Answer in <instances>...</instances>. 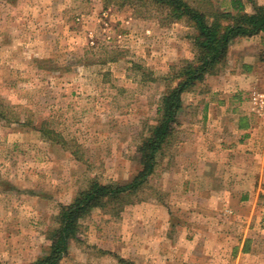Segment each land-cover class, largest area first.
<instances>
[{"label": "rangeland", "instance_id": "374dc122", "mask_svg": "<svg viewBox=\"0 0 264 264\" xmlns=\"http://www.w3.org/2000/svg\"><path fill=\"white\" fill-rule=\"evenodd\" d=\"M218 1L230 7V0ZM244 1L247 11L264 5ZM193 34L187 21L162 24L154 9L116 0H0V264H30L44 254L61 208L93 181L128 182L138 173V146L157 116L164 77L193 58ZM250 37L231 45L217 74L183 94L184 107L197 101L198 111L183 107L140 189L79 219L59 264H194L184 255L181 225L162 223L161 241L155 240L153 204L163 205L162 218L169 212L171 220L183 218L170 173L185 124L200 120L202 96L217 99L221 88L232 89L230 73L246 59L252 61L246 93L264 92V34ZM112 50L118 60L100 61ZM253 245L256 256L242 264H264V233H256ZM234 261L224 257V264Z\"/></svg>", "mask_w": 264, "mask_h": 264}, {"label": "crops", "instance_id": "0c3cea01", "mask_svg": "<svg viewBox=\"0 0 264 264\" xmlns=\"http://www.w3.org/2000/svg\"><path fill=\"white\" fill-rule=\"evenodd\" d=\"M260 34L264 32L251 40ZM255 58L254 62L260 60ZM251 63L246 59L244 68L229 72L232 89L221 88L217 99L202 96L200 120L185 124V136L174 149L177 161L170 173L174 184L170 189L185 204L178 205L183 218L171 220L170 212L162 218L163 205L153 204L155 240L161 241L162 223L181 225L178 232L184 233L188 245L184 255L194 264H224L228 256L242 264L241 259L256 256V233H264V109L251 104L253 90L246 93L248 87L252 89L247 78ZM196 102L184 109L197 110ZM227 240L236 242L233 248L226 247Z\"/></svg>", "mask_w": 264, "mask_h": 264}, {"label": "trees", "instance_id": "16d2710c", "mask_svg": "<svg viewBox=\"0 0 264 264\" xmlns=\"http://www.w3.org/2000/svg\"><path fill=\"white\" fill-rule=\"evenodd\" d=\"M121 6L154 9L162 24L181 20L194 27L191 36L193 58L172 65L164 77L165 89L157 107V116L150 125L149 134L138 146L141 167L128 182L101 183L93 181L69 205L63 206L55 225L48 232L47 251L30 264H59L67 254L72 239L79 231V219L94 207H107L110 199L130 194L143 186L157 165L158 156L170 144L178 115L184 107L183 94L195 88L212 74H217L226 63L231 45L242 37L264 32V5L254 4L253 11L246 10L244 0H230L223 8L218 0H116ZM102 62L116 61L120 57L112 50ZM39 67L47 68L43 62ZM138 68L142 66L135 64ZM151 74L152 71H149ZM149 73L145 72V76ZM152 81L156 79L150 77ZM3 113V112H1ZM20 119V118H16Z\"/></svg>", "mask_w": 264, "mask_h": 264}, {"label": "built area", "instance_id": "2783aa9c", "mask_svg": "<svg viewBox=\"0 0 264 264\" xmlns=\"http://www.w3.org/2000/svg\"><path fill=\"white\" fill-rule=\"evenodd\" d=\"M257 98V105H259V107L262 109H264V92H260L257 94L256 96Z\"/></svg>", "mask_w": 264, "mask_h": 264}]
</instances>
